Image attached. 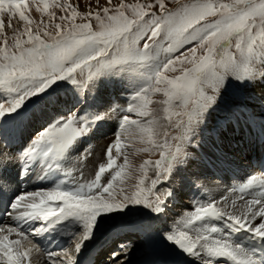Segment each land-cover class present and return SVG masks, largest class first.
<instances>
[{
    "label": "snow or ice",
    "instance_id": "snow-or-ice-1",
    "mask_svg": "<svg viewBox=\"0 0 264 264\" xmlns=\"http://www.w3.org/2000/svg\"><path fill=\"white\" fill-rule=\"evenodd\" d=\"M257 81L264 0H0V264H81L105 228L165 215L177 183L208 194L157 230L180 264H264V165L230 181L190 170L227 86Z\"/></svg>",
    "mask_w": 264,
    "mask_h": 264
},
{
    "label": "rangeland",
    "instance_id": "rangeland-1",
    "mask_svg": "<svg viewBox=\"0 0 264 264\" xmlns=\"http://www.w3.org/2000/svg\"><path fill=\"white\" fill-rule=\"evenodd\" d=\"M113 2L116 3V2H118V0H113ZM262 83H263V85H262ZM255 85L258 87L259 91L264 94V88L262 87V86H264V81H257L254 84H250L247 86H239V87H237L235 82H233L231 85L227 86L226 91L223 92L221 99L219 101V107L216 109L215 112H213L209 116L207 130L204 132L203 138L199 142V146L196 147V149H195L196 157L198 158V160L200 162H202V164H205V161H207V160L214 159L215 156H217V158H223V161H225V162H227V161L230 162V159L227 155H226V157H221V152H222L221 149H223L226 154H230V151H232V149L230 147V146H232V142H231L232 138L230 137V131L227 132L225 135H222L221 140L219 141L220 147L216 151H208V149L206 147L207 146L206 142L209 140L211 133H213L214 129H215V125H213L211 120H213L214 123L216 125H218L220 122L226 120V117L229 113H231V114L240 113V115H246V116L251 117V119H252L251 121H247L246 119L243 121L248 126H250L252 128L255 119H260L264 116V104L258 100H255V98H254L255 97V93H254V86ZM116 93H117V90L114 89L113 87L109 86L107 89V92L105 93V99L112 98L114 95H116ZM128 95H129L128 92H120L118 95H116L117 102L121 103V104H126ZM243 110H246V112H243ZM131 115H132V118H134V119L136 118L134 114H131ZM234 119H237V118L236 117L235 118L228 117V120L230 122ZM235 124L237 125V123H235ZM228 126H233V125L229 124ZM208 127H209V129H208ZM231 132L235 133L236 138L239 139L240 142L243 143L240 147H242L244 149H249V150L254 149V147L256 145V140H255V137L252 133H251V135H252L253 140H249V141L245 142L246 141L245 136L243 137L242 132H240L241 133L240 135H239V132H237L236 130H231ZM19 136H20V134H19ZM93 139H94V141L92 143L94 145H96L97 147H101V146L107 144L108 142H110L111 139H113V128L107 124L104 125V132L102 133V135L97 136V134H96ZM135 146L138 147L139 145L137 144ZM235 146H237V147H234V148H238L239 145L236 144ZM132 151H133L132 149H129V159L137 166L140 162H142L143 159L148 158L146 154H135V155H133ZM244 157L245 156H243V161L246 162L247 159H244ZM155 158L156 157H153V159H155ZM215 162H216V164H218L219 161L215 160ZM206 170H207V168L205 169V171ZM207 171H208L207 175L213 176L212 173H214V171H211L210 168ZM134 182H135L134 179L128 181L129 184H133ZM117 191H118V189H117ZM183 191L184 192L180 193V195L177 196V198L175 200L170 201L169 205H168V210L174 211L175 209H178V212L167 211V213L165 215H162L160 217V219H162V221H164L163 225L167 223L169 216L175 215V214L179 213V211L190 210V208L185 209V206L186 205L190 206L191 198H188V197L193 195V193H195L196 190L190 189L189 186L187 185V183H185ZM184 201H186V202H184ZM188 201H189V203H187ZM171 220H172V218H170L168 220V222ZM154 221L161 222L159 219L158 220H149V218L147 216H144L143 218H141L138 215H133V216L128 217L126 220L121 221L120 223L124 225V228H126V227H140V228L145 229V228H149V227H145L146 225L150 224V227H151L153 225ZM141 225H145V226H141ZM157 229L158 228H156V226H155L154 232H157ZM112 231L113 230L105 228L103 231L98 233L99 236L94 241L104 240L106 238L105 236L111 237ZM138 232H139V230L136 231L135 234H137ZM149 233L150 232H146L145 234H149ZM100 235H103V236H100ZM121 237L123 239L130 241L129 243H132V244L136 243V242H134L135 240H137L138 243H141V242H143L141 239H147L145 236L135 237L132 234H124ZM156 242H158V244L161 246V250H157V249L153 248V246ZM140 245L141 244H138L137 246L134 245V247L132 249H136L137 252H136V254L131 252L130 255L135 254L136 256L143 257L146 254H151V253L155 252L156 254H159L161 256L165 253V249H166V246L163 245L159 241V239H155L148 244V246H149L148 251H147V248L145 250L141 249ZM130 260L134 261V259H132V258ZM32 264H33V262H32Z\"/></svg>",
    "mask_w": 264,
    "mask_h": 264
},
{
    "label": "bare ground",
    "instance_id": "bare-ground-1",
    "mask_svg": "<svg viewBox=\"0 0 264 264\" xmlns=\"http://www.w3.org/2000/svg\"><path fill=\"white\" fill-rule=\"evenodd\" d=\"M261 85V84H260ZM263 85V83H262ZM264 88V86H262ZM254 93H255V100H258L260 102H262L264 104V94L261 93L258 89V87L255 85L254 86ZM111 99V98H110ZM243 112H246V110H243ZM228 117H232V118H237V119H234L232 120L231 122L228 120ZM253 118V117H252ZM230 119V118H229ZM247 120V121H251V117L250 116H246V115H240V113L238 114H231L229 113L226 117V122L225 121H222L220 122L218 125H216L214 123L213 120H211V122L213 123V125H215V129H214V132L211 133L210 137H209V140L206 142V147L208 149V151H216L220 146H219V141L221 140V137L222 135H225L227 132H229L230 130H236L237 132L241 131L243 132V136H245V142L249 141V140H253L252 139V135L250 133V129L248 127H242L240 130L238 129V125H236L235 123L238 122L239 124H242V125H245V126H248L243 120ZM246 121V122H247ZM231 124L233 125L231 128L230 126H228L227 124ZM33 127V124L32 125H29L27 127H24V126H21L20 128L16 129L15 132H14V135L18 138L19 137V134H23V138L25 140H27L29 137H30V131ZM107 127V126H106ZM250 127V126H249ZM253 128H254V131L252 132V134L254 135L255 137V140L257 141V143L260 145L261 142H264V116L260 119H255L254 123H253ZM209 129V127H208ZM104 132V125L101 126V128L96 132L97 136H100L102 135V133ZM95 134V135H96ZM241 134V133H240ZM254 140V141H255ZM94 141V139L92 140V142ZM231 142H232V146L231 149L232 151H230V154H226L224 152L223 149H221V157H226V155L229 157L230 159V162L227 161H223V158H217V156L214 157V160H218V164H216L215 168H210L211 171H214L213 174V177H216V178H228V180L230 181L232 178L236 177V176H240V158H239V153H241L242 151H245L246 149L240 147L243 143L240 142L239 139H235V138H232L231 139ZM252 142V141H251ZM16 143H19V140L17 139L16 140ZM239 145L238 148H234V147H237L235 145ZM264 145V144H263ZM248 146V145H247ZM263 149H261V145L259 146V150H264V146H262ZM258 150V151H259ZM251 152H249L250 154ZM207 167L205 166V164H202V162H200L198 160V158L196 157V162L195 164L192 165L191 167V171H195V172H203L205 174V169ZM87 175V171L85 173ZM207 175V174H205ZM174 187H176L178 189V195H180V193H183V189H184V186L181 187L179 183L177 184H174L173 185ZM225 182L224 180H221L220 181V190L223 191V188L225 187ZM209 187L210 188H214L216 187L215 184H209ZM219 192H212L211 195L215 198H219ZM177 196L173 199L175 200L177 198ZM191 197L194 199H207L208 198V194H204L202 192H197L195 191V197L194 195H191ZM190 198V197H188ZM187 201V200H186ZM184 201V202H186ZM189 202V201H188ZM191 205V204H190ZM186 209V208H185ZM169 212H178V209H175L174 211H170L168 210ZM184 211H179V213L175 214V215H172V216H169L168 220L170 218H173L172 221L176 218H178V214H181L183 213ZM172 221L170 222H167L166 224H164V226L166 227L167 225H170L172 223ZM99 236V234H97V236L95 238H97ZM100 236H103V235H100ZM106 237V236H105ZM146 237V236H145ZM125 239H123L121 237V239H118L117 241H124ZM134 242L136 243H133V245L137 246L138 244H141V243H138L137 240H135ZM43 243H47V241H43ZM95 243L96 241H91L90 243H88V246H87V249L85 250V253L81 256V260H84V261H89L93 255V253H98L99 251H103L102 248L98 247V246H95ZM109 249V246L106 248V250ZM105 254H109L108 252H104L103 255ZM110 255V254H109ZM95 259V264H104L105 262H107V259L105 260H100L98 259L97 257V254H94L93 255ZM107 256H105L106 258ZM129 261H131L130 259L131 258H128ZM32 262L33 264H44V259L42 256H38L36 255L35 253H33V257H32ZM108 264V262L106 263ZM180 264V262H179Z\"/></svg>",
    "mask_w": 264,
    "mask_h": 264
}]
</instances>
